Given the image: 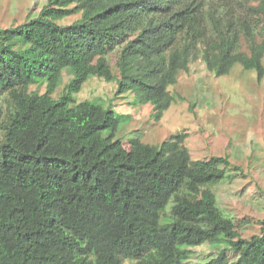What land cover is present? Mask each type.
<instances>
[{
  "label": "trees",
  "instance_id": "obj_1",
  "mask_svg": "<svg viewBox=\"0 0 264 264\" xmlns=\"http://www.w3.org/2000/svg\"><path fill=\"white\" fill-rule=\"evenodd\" d=\"M200 58L263 80L264 0H47L0 27V264H188L203 244L205 264H264V219L244 238L217 204L229 155L194 159L183 130L126 149L113 109L75 99L96 76L160 119Z\"/></svg>",
  "mask_w": 264,
  "mask_h": 264
},
{
  "label": "rangeland",
  "instance_id": "obj_2",
  "mask_svg": "<svg viewBox=\"0 0 264 264\" xmlns=\"http://www.w3.org/2000/svg\"><path fill=\"white\" fill-rule=\"evenodd\" d=\"M47 0H0V27H10L36 15ZM73 15L63 23L77 19ZM116 72L117 53L109 55ZM264 66V58H263ZM69 74L64 73V83ZM63 85L54 94L58 97ZM31 90L46 91V85ZM117 83L92 76L75 94L76 102L95 100L116 113V137L129 149L136 139L160 144L178 131L188 132L185 141L196 160L214 155H229L243 172L229 171L228 178L213 189L221 212L234 220L244 238L261 232L264 219V78L258 80L256 69L236 63L231 71L217 76L203 59L191 62L181 71L178 82L170 86L175 97L171 107L157 119L151 103L135 105L132 92L116 95ZM188 264H205L217 253L209 244L197 246Z\"/></svg>",
  "mask_w": 264,
  "mask_h": 264
}]
</instances>
